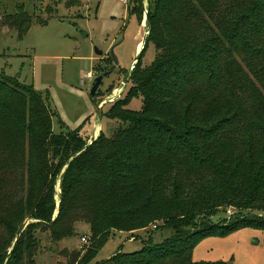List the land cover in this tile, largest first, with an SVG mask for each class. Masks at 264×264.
<instances>
[{
  "label": "trees",
  "instance_id": "16d2710c",
  "mask_svg": "<svg viewBox=\"0 0 264 264\" xmlns=\"http://www.w3.org/2000/svg\"><path fill=\"white\" fill-rule=\"evenodd\" d=\"M147 20L142 55L151 43L155 58L137 62L127 97L108 110L115 134L88 146L78 129L53 131L40 91L1 74L0 264H51L38 260L41 235L59 243L80 222L89 246L65 249L59 264H227L194 261L193 250L264 229V0H149ZM33 22L22 3L0 18L20 39ZM139 94L142 109H130ZM156 222L154 231L171 233L92 263L113 231Z\"/></svg>",
  "mask_w": 264,
  "mask_h": 264
},
{
  "label": "rangeland",
  "instance_id": "374dc122",
  "mask_svg": "<svg viewBox=\"0 0 264 264\" xmlns=\"http://www.w3.org/2000/svg\"><path fill=\"white\" fill-rule=\"evenodd\" d=\"M0 1L1 20L4 14L17 13L20 3L24 4L25 11L34 16L30 30L22 39L15 30L0 24V76L16 77L43 94L55 113V133L67 134L78 129L87 142L86 146L98 139L101 132L112 137L120 124L108 116V110L125 99L133 85L132 75L143 45L140 43L149 35L145 25L148 19L145 9L149 8V0H134L133 3L129 0L128 4L121 0ZM140 3H143L144 13L141 19ZM134 11L135 14L132 13ZM129 15L132 20L126 29ZM41 20L46 24H40ZM113 46H116L114 54L118 66L108 56ZM97 49L104 54L97 55ZM155 55L154 46L148 43L140 63L149 65ZM112 69L114 71L104 77L97 93L91 95L96 77ZM143 105L141 94L128 103V107L136 111L141 110ZM56 185L55 198L59 207L61 178ZM236 209L230 206L226 213H218L215 219L229 217V213H234ZM256 213L264 215V212ZM154 225L158 223L133 232L113 231L92 263L107 260L118 252L139 251L143 248V241L152 233L155 241L171 233V230L154 231ZM76 226V235L59 243L52 242L45 234L41 235L46 244L38 260L59 264L65 259V249L69 253L84 254L90 241L82 242L81 238L90 235V227L83 222ZM193 260L264 264V229L243 228L228 236L205 238L194 248Z\"/></svg>",
  "mask_w": 264,
  "mask_h": 264
},
{
  "label": "water",
  "instance_id": "95a60500",
  "mask_svg": "<svg viewBox=\"0 0 264 264\" xmlns=\"http://www.w3.org/2000/svg\"><path fill=\"white\" fill-rule=\"evenodd\" d=\"M146 22H147V25H148V21H147V20H146ZM146 28H147V27H146ZM145 42H146V40L143 41L142 49H141L140 53H139L138 56H137L136 63H137V62L140 60V58H141L142 51H143V48H144V46H145ZM115 47H116V46H113V47L111 48V55H112V57H113V60H114L115 64L118 65V64H119L118 59H117V57H116L115 54H114ZM96 53H97V55H100V56H102V55L104 54V52H103L102 50H98V49H97V52H96ZM107 74H108V73H105V74H102V75H99V76L96 77L95 82H94L93 87H92V90H91V95H95V94L97 93L99 87L101 86V83H102L103 80H104V77L107 76ZM93 141H94V140H92V142H93ZM92 142H91V143H92ZM91 143H89V144H91ZM89 144H88V145H89ZM88 145H87V146H88ZM28 223H29V221L26 223V225H27ZM17 240H18V239H16V241H17ZM16 241H15V243H16ZM15 243H14V245H15Z\"/></svg>",
  "mask_w": 264,
  "mask_h": 264
},
{
  "label": "flooded vegetation",
  "instance_id": "af4514ba",
  "mask_svg": "<svg viewBox=\"0 0 264 264\" xmlns=\"http://www.w3.org/2000/svg\"><path fill=\"white\" fill-rule=\"evenodd\" d=\"M129 17H130V15H129ZM131 20H132V17H130L129 19H128V21H127V23H126V29L128 28V26L131 24ZM112 48V47H111ZM111 48L109 49V52H108V56L110 57V61L112 62V63H114L115 64V62H114V60H113V57H112V55H111ZM116 65V64H115ZM116 66H118V65H116ZM114 71V69H112V70H110V71H107L106 73H108L107 74V76L108 75H110V74H112V72ZM105 74V73H104ZM130 75V74H129Z\"/></svg>",
  "mask_w": 264,
  "mask_h": 264
},
{
  "label": "built area",
  "instance_id": "2783aa9c",
  "mask_svg": "<svg viewBox=\"0 0 264 264\" xmlns=\"http://www.w3.org/2000/svg\"><path fill=\"white\" fill-rule=\"evenodd\" d=\"M121 1H122L123 3H125V4H128V1H129V0H121ZM146 9H147V8H146ZM146 9H145V11H146V12H145V16H146V13H147V11H148V10H146ZM87 239L89 240V236H88V235H87V236L85 235V236H83V237L81 238L82 242H88Z\"/></svg>",
  "mask_w": 264,
  "mask_h": 264
},
{
  "label": "bare ground",
  "instance_id": "6f19581e",
  "mask_svg": "<svg viewBox=\"0 0 264 264\" xmlns=\"http://www.w3.org/2000/svg\"><path fill=\"white\" fill-rule=\"evenodd\" d=\"M145 25H146V27H148L147 22L145 23ZM141 44H143V43H140V45H141ZM141 48H142V47H141ZM141 48H140V49H141ZM98 131H99V128H98ZM95 134H96V133H95ZM95 134H94V135H95ZM94 135H93V136H94Z\"/></svg>",
  "mask_w": 264,
  "mask_h": 264
},
{
  "label": "crops",
  "instance_id": "0c3cea01",
  "mask_svg": "<svg viewBox=\"0 0 264 264\" xmlns=\"http://www.w3.org/2000/svg\"><path fill=\"white\" fill-rule=\"evenodd\" d=\"M139 50H140V49H138V51H139ZM138 51H137V52H138Z\"/></svg>",
  "mask_w": 264,
  "mask_h": 264
}]
</instances>
